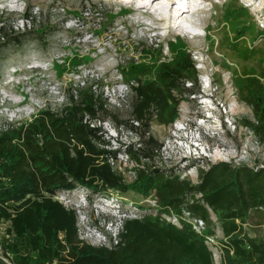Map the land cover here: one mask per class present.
Listing matches in <instances>:
<instances>
[{
	"label": "rangeland",
	"instance_id": "obj_1",
	"mask_svg": "<svg viewBox=\"0 0 264 264\" xmlns=\"http://www.w3.org/2000/svg\"><path fill=\"white\" fill-rule=\"evenodd\" d=\"M130 1L0 0V22L5 28L0 31V79L11 67H23L29 75L25 86H31L32 95L54 100L43 109L53 112L65 102L51 105L56 99L52 87L67 99L77 89L91 86L106 105L97 118H87L101 126L109 149L120 150L110 164L123 171L127 182L133 179L134 164L124 149L137 147L140 137L148 133L160 144L150 162L193 182L198 168L206 169L209 163L264 164V146L240 124L242 118H252V110L238 95L241 78L257 74L264 57V0H189L188 8L198 5V9L179 14L173 0L143 9L139 6L144 1ZM162 6L165 9L158 8ZM26 15L24 29H15L16 20ZM184 57L194 65L181 71L194 81L184 87L196 92L179 98L172 122L152 120L146 127L133 121L136 129L129 128L131 85L138 78L157 84L160 63L177 67L174 62ZM133 63L141 68L130 69ZM122 99L128 101L126 107L117 105ZM57 198L76 209L79 236L92 245L115 240L124 217L156 213L154 199L131 191L95 193L76 188L60 192ZM257 220L254 214L244 228L264 239V225ZM6 227L7 223L0 224V240ZM215 236V264H222L224 238L219 227Z\"/></svg>",
	"mask_w": 264,
	"mask_h": 264
},
{
	"label": "trees",
	"instance_id": "obj_2",
	"mask_svg": "<svg viewBox=\"0 0 264 264\" xmlns=\"http://www.w3.org/2000/svg\"><path fill=\"white\" fill-rule=\"evenodd\" d=\"M174 63H160L157 84L138 78L131 85L132 130L133 121L146 127L152 120L172 122L179 98L196 92L184 87L194 81L181 74L194 67L189 58ZM135 68L141 64L130 66ZM258 68L239 82V100L252 110L240 124L264 146V57ZM104 105L91 86L81 87L60 110H42L26 126L0 133V224L7 223L0 245L13 264H215L205 235L218 227L222 264H264V239L244 228L254 214L264 225V164L209 163L193 182L150 162L160 144L148 133L137 147L124 149L134 164L127 182L108 161L117 160L120 150L109 149L101 126L85 119L97 118ZM76 188L151 197L156 213L124 217L115 240L92 245L79 236L76 209L57 198ZM183 210L204 221L203 234L187 221L177 226L162 218Z\"/></svg>",
	"mask_w": 264,
	"mask_h": 264
},
{
	"label": "built area",
	"instance_id": "obj_3",
	"mask_svg": "<svg viewBox=\"0 0 264 264\" xmlns=\"http://www.w3.org/2000/svg\"><path fill=\"white\" fill-rule=\"evenodd\" d=\"M28 17L25 16L26 19H17L14 24V28L17 30L24 29L26 26L25 20H27ZM19 21L20 23H18ZM3 23L4 22H0V29L2 28ZM9 29L10 31H13V33L15 32L11 26ZM0 39L3 40V37L1 36ZM28 81L29 75L27 74V71L24 70L23 67L21 68L15 66L11 67L8 73L0 79V133L11 129L14 123L19 124L18 126L23 125L26 121H30L34 118L41 110L46 108L47 105H50V103H48V98H39L38 96L31 94V86H25ZM52 89L56 90L54 92L51 90V93L55 95L56 99L54 104L51 105H60L64 102V104H67L68 98H64L63 93L58 89H55V87H52ZM23 91H25V93ZM125 91L122 93V96L126 94ZM121 92H123V90ZM53 101L54 100L49 102ZM127 104L128 101L126 99H122L121 102L119 101V103H117V105L123 107H126ZM87 117L88 116H86L85 119H87ZM2 121H4V123ZM108 161L112 165L114 164L112 158H109ZM183 177L184 176H181V178ZM162 218L177 226H180L182 221H187L198 233L203 234L205 232L204 221L200 218L191 217L190 213L186 210H183L182 214H177L175 212L164 213L162 214ZM215 237V235H205L206 243L211 248L217 246L218 242L215 240ZM0 260L6 262L7 264H13L9 258L4 255L1 245Z\"/></svg>",
	"mask_w": 264,
	"mask_h": 264
},
{
	"label": "bare ground",
	"instance_id": "obj_4",
	"mask_svg": "<svg viewBox=\"0 0 264 264\" xmlns=\"http://www.w3.org/2000/svg\"><path fill=\"white\" fill-rule=\"evenodd\" d=\"M142 1H144V2H142L141 4H140V6H139V9H143L144 7H147L148 5L150 6V5H152L153 3H159L160 2V0H142ZM175 3H176V11H175V13L176 14H179V12L180 11H186V10H196V9H198V5H196V6H194V8L192 9L191 7L190 8H188V3H189V0H173ZM130 2H133V0L132 1H130ZM175 3H173L172 5H175ZM264 6V5H263ZM158 8H161V9H165V7L164 6H162V7H158ZM138 9V8H137ZM182 12H181V14H182ZM160 20V19H159ZM161 21V20H160ZM217 154H219L218 152H216L215 153V156H217Z\"/></svg>",
	"mask_w": 264,
	"mask_h": 264
}]
</instances>
